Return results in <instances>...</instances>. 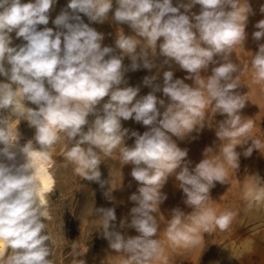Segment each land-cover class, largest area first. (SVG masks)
Segmentation results:
<instances>
[{"label":"clouds","instance_id":"9594fccd","mask_svg":"<svg viewBox=\"0 0 264 264\" xmlns=\"http://www.w3.org/2000/svg\"><path fill=\"white\" fill-rule=\"evenodd\" d=\"M55 2L0 0V76L6 78L0 81V264H52L45 223L49 215L45 193L52 184L42 193L37 160L49 158V150L61 142L67 145L64 158L75 174L101 188L106 183L101 180L102 155L111 157L119 148L120 162L133 166L130 175L139 187L129 199L136 206L130 209V222L122 219L120 227L133 228L138 235L116 230L114 208L96 209L103 238L122 257V264H153L159 258L162 242L155 214L167 199L161 190L170 176L192 211L172 209L164 230L169 242L187 248L216 228L227 230L235 213L216 214L206 206L216 183H227L221 157L236 170L241 155L237 146L251 141L245 157L261 147L259 140L248 136L254 121L241 115L247 99L237 91L240 68L232 60L234 49L246 39L249 0H178L176 6L173 0H115L114 21L127 24L133 33L118 32L115 48L102 47L104 34L80 15L103 23L113 0H69L52 21L56 30H39V25L49 24ZM196 5L199 14L192 12ZM255 27L253 39H264V19ZM13 32L24 43L13 46ZM126 56L131 71L167 65L162 85L156 83L157 75L145 76L143 84L152 90L138 98L140 87L127 86ZM158 56L164 58L160 65L155 63ZM173 64L187 75L174 79ZM210 65L211 74L202 75ZM251 67L254 80L264 82V43L258 45ZM217 114L224 117L215 122L218 151L206 147L204 158L192 167L188 149L179 147L173 137L184 140L212 127ZM130 119L147 130L141 134L124 128L122 121ZM21 120L35 129L34 137L22 146L19 123L12 128ZM126 138H134V144L127 146ZM18 155L22 163H17ZM104 195L110 198L109 192ZM251 196L246 193L245 199ZM253 202L264 201L257 193ZM71 253L80 256L75 244Z\"/></svg>","mask_w":264,"mask_h":264},{"label":"rangeland","instance_id":"374dc122","mask_svg":"<svg viewBox=\"0 0 264 264\" xmlns=\"http://www.w3.org/2000/svg\"><path fill=\"white\" fill-rule=\"evenodd\" d=\"M22 2L26 3L28 0H22ZM68 2L69 0H65L56 9L54 18L62 9L66 8ZM183 2L187 3V0H183ZM177 3L178 0H173V6H176ZM249 4L252 13L249 14L245 28L246 39L244 44L236 46L232 60L240 68V71L236 73L240 84L237 91L242 95L246 94L247 99L245 107L241 110V115L245 119L251 118L254 121L248 136L251 139L259 140L261 147L260 150L253 149L251 156L245 157L243 152L251 146V141L243 146H237L236 151L241 155L239 167L236 170L232 169L221 157L227 169V183H216V186L210 190V199L206 205L216 214L225 211L233 212L235 218L227 230L221 231L216 228L211 233H205L203 239L195 246L176 247L164 235V230L171 218V211L174 208H179L187 214L192 209L184 204V194L178 188L175 177L170 176L161 190L167 195V199L159 206L155 214L160 224L158 238L162 242V249L159 258L153 264H228V243L230 240L245 237H251L255 242V253L245 263L243 260L233 259L232 264H264V202H253L257 193H259L261 201H264V181L260 180H264V82L258 83L254 80V69L251 67V60L258 51V45L264 43V39L256 41L252 36L258 30L255 27L256 23L264 19V12H261L264 0H249ZM116 7L115 0H113V8L108 13V19L103 23L91 22L86 16L80 14L85 23L106 36L109 46L113 48H115L118 32L123 31L126 35L133 34L127 24H119L114 21L113 14ZM199 11V5L192 9V12L197 14ZM48 27L56 30L53 23ZM22 43L24 41L21 38L20 44ZM115 54H119L118 49ZM163 59V57L158 56L155 58V63L160 65ZM130 64L131 60L127 56L124 57L123 65L125 68H129ZM211 67L213 66L210 65L208 72H202V75H210ZM166 70H169L167 65L159 69L153 68L151 71L143 68L131 71L129 68L125 74L127 86H139V98V96L146 95L152 90L151 87L143 84L144 77L157 75L156 83L162 85V73ZM171 70L174 71V79L183 78L187 75L175 64L172 65ZM185 82L189 85L193 83L192 80ZM156 95L165 99L167 103V98L163 96L162 92H158ZM26 106L34 108L29 103H26ZM5 115H10V113H5ZM90 119L92 118L90 117ZM222 119L224 117L217 114L212 127L206 126L199 133L193 132L190 137H186L184 140L173 137L179 147L188 149L187 159L192 162V167L204 158L203 151L206 147H212L214 151H218L220 141L215 134V122ZM18 123L21 138L34 137L35 129L29 127L27 121L21 120ZM122 125L124 128L138 131L141 134L147 130L145 126L131 119L122 121ZM125 143L127 146H132L134 138H126ZM123 146L121 144L119 147L122 148ZM66 148L67 145L64 143L60 151L54 153L59 166L58 172L61 175V185L50 201L49 215L45 221L50 235L52 264H122V257L110 249L108 241L103 238L102 219L96 209L114 208L117 219L112 223L116 230L121 231L126 236L138 235L133 228L120 227L122 219H127L130 222V209L136 206L135 202L129 199L139 187L138 182L130 175L133 166L123 165L120 162L119 148L113 151L111 157L102 155L101 180L106 183L104 188H101L98 182L82 179L75 174L74 166L68 164L64 158ZM210 155H216V153ZM105 192H109L110 198L104 195ZM249 192L252 193V196L246 200V193ZM73 244L77 246L80 252L79 258H74L71 253Z\"/></svg>","mask_w":264,"mask_h":264},{"label":"bare ground","instance_id":"6f19581e","mask_svg":"<svg viewBox=\"0 0 264 264\" xmlns=\"http://www.w3.org/2000/svg\"><path fill=\"white\" fill-rule=\"evenodd\" d=\"M64 1L65 0H56V2L54 3L52 9L49 12V24L47 26L39 25L38 26L39 30H42L44 27H48L50 24H52V21L55 19L54 18V12L56 11V9ZM99 31H101V30H99ZM11 35L13 37V46L20 45V40L21 39H17L15 37V32L11 33ZM103 46H109V41L107 40L106 36H104V39L102 41V47ZM0 81H5L6 82V78L0 76ZM32 106L35 107V105H32ZM11 118L13 120H15V118H13V117H11ZM17 124H18V121H14L12 123L13 130H15ZM18 131H19V133L21 135L19 127H18ZM32 138H33V136H31V137H29L27 139L21 138L20 141H19V144L22 146L23 144H25L28 140H30ZM63 146H64V142H61V143H58V144L54 145L49 150V152H50L49 158H46V159L45 158H41V159L37 160V164H38L37 175H38V178L41 181V186H42L41 187V191H42V193H44V188L49 182H51V184H52L51 191L45 193V200H46V205H47V208H48V213H49V208H50V201H52L53 195L57 192L58 188L61 185V183H60L61 175L58 172V167L59 166H58V162H57V160H56V158L54 156V153L57 152V151H60V149ZM0 147H2V145H0ZM5 162H7V161H5ZM22 162H23L22 156L18 155L17 156V163H22ZM47 232L49 233V229L48 228H47ZM228 247H229L228 248L229 249V261H228V264H232V260L233 259H237V260H240V261L243 260L244 263H245L246 260L251 258V256L255 253V250H256V244H255V242L253 241V239L251 237L238 238L237 240H230V242L228 243Z\"/></svg>","mask_w":264,"mask_h":264}]
</instances>
